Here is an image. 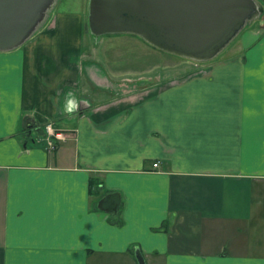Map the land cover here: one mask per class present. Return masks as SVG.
<instances>
[{"label": "crops", "instance_id": "crops-1", "mask_svg": "<svg viewBox=\"0 0 264 264\" xmlns=\"http://www.w3.org/2000/svg\"><path fill=\"white\" fill-rule=\"evenodd\" d=\"M257 22L129 90L85 54L88 7L0 50V264H264Z\"/></svg>", "mask_w": 264, "mask_h": 264}, {"label": "water", "instance_id": "water-1", "mask_svg": "<svg viewBox=\"0 0 264 264\" xmlns=\"http://www.w3.org/2000/svg\"><path fill=\"white\" fill-rule=\"evenodd\" d=\"M58 1L0 0V50L31 39ZM263 12L258 0H89L88 27L96 37L135 34L158 49L205 62Z\"/></svg>", "mask_w": 264, "mask_h": 264}, {"label": "rangeland", "instance_id": "rangeland-1", "mask_svg": "<svg viewBox=\"0 0 264 264\" xmlns=\"http://www.w3.org/2000/svg\"><path fill=\"white\" fill-rule=\"evenodd\" d=\"M89 0H59L51 16L56 11H86ZM258 19L253 20L249 25L258 23ZM248 25V26H249ZM246 26V27H248ZM85 51L87 56L94 60H100L105 66L106 71L112 77H119L123 79L126 90L133 88L132 82L128 78H132L134 73H141L143 77L151 70V74L155 76L160 71H169L173 67V71L179 72L189 70H199V68L206 66V63L201 64V61H196L158 49L148 43L142 37L135 34H108L96 37L89 31L88 24L85 31ZM230 45V44H229ZM231 49H228L230 53ZM225 50H223L217 57H219ZM136 59V64L134 61ZM216 59V57H215ZM213 61V59H212ZM205 61L208 63L212 62ZM157 68V69H155ZM146 73V74H145ZM131 83V84H130Z\"/></svg>", "mask_w": 264, "mask_h": 264}, {"label": "built area", "instance_id": "built-area-1", "mask_svg": "<svg viewBox=\"0 0 264 264\" xmlns=\"http://www.w3.org/2000/svg\"><path fill=\"white\" fill-rule=\"evenodd\" d=\"M47 130H48V133L52 136H54V138H51L50 139V145L51 147H54V144H55V140L56 139H64L65 136L62 135V133H55L53 127H52V124H48L47 125ZM159 166V162H155L154 163V167H158Z\"/></svg>", "mask_w": 264, "mask_h": 264}, {"label": "clouds", "instance_id": "clouds-1", "mask_svg": "<svg viewBox=\"0 0 264 264\" xmlns=\"http://www.w3.org/2000/svg\"><path fill=\"white\" fill-rule=\"evenodd\" d=\"M76 107V103L73 100H69V104L66 106L67 111H73Z\"/></svg>", "mask_w": 264, "mask_h": 264}]
</instances>
